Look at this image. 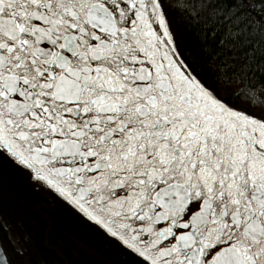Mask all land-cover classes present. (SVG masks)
I'll return each instance as SVG.
<instances>
[{"label": "snow or ice", "instance_id": "1", "mask_svg": "<svg viewBox=\"0 0 264 264\" xmlns=\"http://www.w3.org/2000/svg\"><path fill=\"white\" fill-rule=\"evenodd\" d=\"M262 77L264 0H0V175L132 264H264Z\"/></svg>", "mask_w": 264, "mask_h": 264}, {"label": "trees", "instance_id": "2", "mask_svg": "<svg viewBox=\"0 0 264 264\" xmlns=\"http://www.w3.org/2000/svg\"><path fill=\"white\" fill-rule=\"evenodd\" d=\"M170 19L177 44L193 60L198 51L196 37L183 18L170 15ZM202 63L195 60L198 70ZM261 80L264 82V77ZM247 104L241 98L234 102V106L241 108ZM48 207L22 182L17 172L4 165L0 175V214L14 227L19 225L22 229L20 243L26 249L22 260L27 264H132L130 257L123 256L103 234L82 223L70 209L59 204L51 211Z\"/></svg>", "mask_w": 264, "mask_h": 264}]
</instances>
